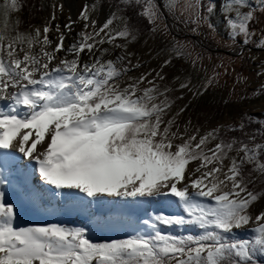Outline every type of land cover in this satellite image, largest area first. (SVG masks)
Masks as SVG:
<instances>
[{
	"label": "snow or ice",
	"instance_id": "1",
	"mask_svg": "<svg viewBox=\"0 0 264 264\" xmlns=\"http://www.w3.org/2000/svg\"><path fill=\"white\" fill-rule=\"evenodd\" d=\"M121 2L125 11L142 8L137 15L147 19L151 31L158 30L162 13L155 0ZM20 7L19 0H4L0 5L5 28L10 14ZM203 7L202 0L183 5L180 0H165L169 11L191 10L197 24L208 19L201 15ZM259 9L264 11V0ZM215 10L211 3L209 16ZM220 14L233 42L238 37L245 45L251 42L256 9L248 0H221ZM80 19L84 29L74 42L65 47L66 34L60 33V43L51 50L48 26L42 38L40 29L35 35L0 31V264H260L264 211L253 216L249 208L264 194L249 190L251 180L245 178L243 166L251 164L253 171L264 174L259 159L264 144L250 148L235 139L225 142L219 128L203 135L199 130L188 134L187 127L181 131L176 121L186 109L164 119L174 101L166 95L171 90L161 91L155 82L165 79L160 72L153 79H149L152 73H145L125 80L128 72L141 66L132 64V53L104 59L111 54L102 47L105 43L126 49V44L116 43L117 38L136 39L125 17L112 13L97 27L85 6ZM117 20L123 28L114 26ZM73 23L65 25L69 32ZM60 51L65 57L57 55ZM81 53L90 56L89 62H82ZM68 54L73 58L68 59ZM171 62L166 59L163 66ZM212 83L210 78L201 88L206 91ZM179 88L194 96L202 94L190 78L181 81ZM213 141L218 142L209 147ZM232 151L236 155L230 157ZM192 161L198 162L194 170L188 167ZM33 165L39 185L32 182ZM14 177H19L17 188L34 205L80 193L81 203L136 204L172 197L185 215L152 212L140 221L152 229L151 234L138 231L125 239L102 242L89 239L85 226L16 227L15 205L7 199ZM250 223L254 225L251 240L231 238L234 229ZM161 226L200 231L176 236L162 232Z\"/></svg>",
	"mask_w": 264,
	"mask_h": 264
},
{
	"label": "rangeland",
	"instance_id": "2",
	"mask_svg": "<svg viewBox=\"0 0 264 264\" xmlns=\"http://www.w3.org/2000/svg\"><path fill=\"white\" fill-rule=\"evenodd\" d=\"M36 5L35 20L36 22L30 26H24L21 23V7L17 12H12L8 17L7 28H5V18L0 14V31L8 34L16 32L23 34L35 35L36 29L41 30V38L43 36V28L50 27L47 34L49 40L53 43L49 50L55 48L60 43V33L66 34L63 41L65 47L70 46L77 38V34L84 29V22L80 19L82 9L87 6L90 10V16L97 21V27L101 26L112 13L117 16H123L127 23L133 28L136 39L127 40L117 38L116 43L127 45V48H116L112 44L105 43L102 47L108 48L111 54L105 55L104 59L115 60L117 56L132 53L130 59L132 64L137 62L141 65L139 68L133 69L127 73V77H139L145 73H152L149 79H153L157 72H160L165 79L163 81L156 79V84L160 90L170 89L166 95L170 101H174L171 111L164 117L170 119L181 108L186 111L180 114L176 123L181 131L187 127V133L193 134L199 130L200 135L214 129L219 128L220 132L227 126H233L235 129L241 130L240 125L244 123H258L260 130L253 129L251 131L241 130L244 143L249 147L256 144H264V45L257 46L261 39H264V11L259 9L261 0H248V2L256 9V20L251 24V30L254 36L250 43L245 45L243 37H238L235 42L229 38V30L225 25L224 17L220 14L221 0H202L203 10L201 15L208 19L201 21L199 24L193 23L195 19L191 10H183L176 8L169 11L165 8V0H155L159 4L158 11L162 13L157 22V31L150 30L152 25L149 24L148 29H143L131 25L126 17V11L121 0H33ZM21 2V0H19ZM181 4L197 3V0H180ZM4 0H0V5ZM211 3H215L216 10L209 16L207 8ZM68 4L72 5L70 8ZM63 6L62 10L60 6ZM55 6V7H54ZM139 8V12L142 8ZM248 9H244L247 11ZM231 15L234 16V13ZM34 16V15H33ZM31 16L32 18H34ZM55 16V19H53ZM145 18V17H143ZM146 19V18H145ZM147 20V19H146ZM71 21L72 30L65 27ZM209 23L214 27H209ZM59 26V31H57ZM114 26L123 28L124 23L117 20ZM195 29V31L193 30ZM91 31V29H89ZM174 48L182 55L177 56ZM38 51L39 49H34ZM87 49H85V53ZM81 53L82 62H89L90 56ZM190 53L191 55H187ZM61 58L65 57V53L60 51L57 53ZM100 55L99 52L96 53ZM68 59L73 58L68 54ZM94 59V57L92 58ZM166 59H171V64L163 66ZM195 61V63H193ZM179 77V79H177ZM191 79L192 84L196 88L205 85L208 79H212L213 83L207 86L206 91L201 88L202 94L194 96L187 89H180L179 83L186 79ZM180 97H183L182 99ZM163 99V97H161ZM176 129L173 128V131ZM255 139H252V137ZM218 141H213L209 147H213ZM228 155H236L235 151L229 152ZM242 156L243 153H240ZM261 161V160H260ZM264 162V161H261ZM225 164H230V160L225 159ZM197 161H192L189 168L195 169ZM253 165L245 164L243 171L246 179H250L248 184L250 191L254 193L264 194V174L253 171ZM165 198V197H162ZM167 206V212L159 211L171 216L185 215L181 206L170 197ZM9 202L18 205L20 217L34 216L37 225L58 224L69 226L67 218L54 219L48 216H42L33 211V209L19 204L21 197L14 192L7 196ZM41 210L48 208L46 200L39 205ZM264 211V195L250 205L249 212L255 216ZM153 210L145 211V215L125 218L128 226V233H118L112 235L110 230L116 225L113 218L109 221L105 220L100 214L92 213L87 219L82 220L83 226L88 228V238L104 235L110 241L121 240L135 235L138 231L145 234H151L152 229L145 227L140 221L144 216L150 218ZM100 220V223H97ZM16 227H27L23 222L14 223ZM254 227L249 224L239 230H233V236L240 237V240H251L253 233L250 229ZM120 230V225L118 226ZM199 232L195 227H165L161 226L162 232H170L176 236H182L188 230ZM260 264H264V257H259Z\"/></svg>",
	"mask_w": 264,
	"mask_h": 264
},
{
	"label": "bare ground",
	"instance_id": "3",
	"mask_svg": "<svg viewBox=\"0 0 264 264\" xmlns=\"http://www.w3.org/2000/svg\"><path fill=\"white\" fill-rule=\"evenodd\" d=\"M70 8L72 5L68 4ZM39 147V146H38ZM17 155H20L17 153ZM33 183L39 185L41 183L38 173L35 171V165L31 168ZM12 179V185L8 187L7 192L10 196L16 192L20 197V205L23 204L28 208L33 209V211L42 216H48L54 219L67 218L69 226H83L82 220L87 219L92 213H97L105 217V220L109 221V218H113L115 226L110 230L112 235L118 233H128V226L125 222V218L135 217L139 215H145V211L153 210L154 212L164 211L167 212L170 197L160 198L154 201L138 202L136 204H124V203H112V202H100V203H89V200L81 201L79 200L80 194H73L67 197H50L46 200L48 203V208L41 210L39 205H34L25 196V192L20 188H17L16 184L19 181V177L10 178ZM90 199V198H89ZM16 209V219L14 223L23 222L27 226L37 225L35 223L34 216L20 217L19 207L15 205ZM146 219V216H144ZM120 225V230L118 226Z\"/></svg>",
	"mask_w": 264,
	"mask_h": 264
},
{
	"label": "trees",
	"instance_id": "4",
	"mask_svg": "<svg viewBox=\"0 0 264 264\" xmlns=\"http://www.w3.org/2000/svg\"><path fill=\"white\" fill-rule=\"evenodd\" d=\"M21 5V16H20V20L21 23L24 26H30L31 24L35 23V10H36V5L35 2L33 0H21L20 2ZM139 12V8L138 7H130L127 8L126 10V17L127 19L130 17L129 23L135 27H139L140 29H148L149 28V24L147 23V20L143 17H140L137 15V13ZM34 15V16H33ZM31 16H33L34 18H32ZM243 130H247V131H251L253 129L256 130H260V124L258 123H244L243 124ZM234 128L233 126H227L223 131L220 132V137L225 141V142H231L233 139H235L236 141H242L244 142V138L243 135L241 133V130H230ZM236 147H239V144L236 145ZM259 159L261 161H264V152H262L259 156ZM185 234H197V232H194L192 229L188 230L187 232L184 233ZM234 239H240L239 236H236ZM92 241L95 242H102V241H110L107 237H105L104 235L101 236H95L91 239Z\"/></svg>",
	"mask_w": 264,
	"mask_h": 264
}]
</instances>
